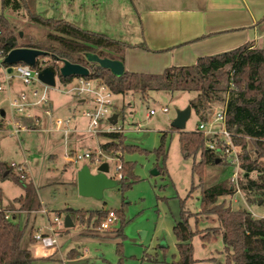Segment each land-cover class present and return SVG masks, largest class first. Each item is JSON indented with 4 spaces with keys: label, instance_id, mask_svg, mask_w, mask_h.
<instances>
[{
    "label": "rangeland",
    "instance_id": "374dc122",
    "mask_svg": "<svg viewBox=\"0 0 264 264\" xmlns=\"http://www.w3.org/2000/svg\"><path fill=\"white\" fill-rule=\"evenodd\" d=\"M17 1L21 8L13 11L9 7L2 8L0 0V12L12 22L15 35L40 43L45 41L46 28L30 21L27 9L41 17L67 16L69 21L85 19L88 23L99 10L95 0ZM47 63L56 67L52 61ZM2 67L0 64V206L9 213L13 212L16 221L24 226L20 246L30 249L34 257L38 255L34 264H117L119 256L121 264H167L178 258L172 226L181 209L191 214L192 217L188 218L191 229L199 230L190 240L193 264H227L220 233H212L205 241L200 237L206 229L218 226L219 222L212 213L196 215L200 210V185L198 175L192 172L191 167L199 160V154L184 155L179 147L177 130L170 125L176 111L185 108L195 92L149 90L142 97L131 91L112 93L109 112L117 115L116 122L111 123L106 116L99 121L97 131L91 133L87 132V119L82 115L88 105L87 94H84L85 101L79 102V98L71 93L53 90L47 102L31 104L34 100L31 89L40 91L38 83L25 84L13 73L6 81L7 72ZM22 94L25 104L17 110L11 103ZM161 107H166L167 111L157 110ZM150 108L156 112L148 116ZM46 109L50 116L45 113ZM66 118H69L66 131L55 129V120ZM199 122L192 110L183 130H194ZM213 127L220 129L221 122L214 121ZM110 128H119L122 144L135 148L101 150L100 143L108 140L104 132L111 131ZM207 128L205 125L204 130ZM161 143L166 151L164 161L157 151ZM239 147L242 153L243 148ZM245 148L250 152L255 145L247 142ZM69 150L78 154L100 150L102 161L108 163L107 174L110 176L116 174L115 159L105 158V155L118 158L122 154V161L129 165L127 174L137 180L125 189L115 186L103 190L100 200L82 196L77 192L74 169L88 164L95 171L98 163L88 158L73 161V157L65 156ZM11 163L20 164L25 180L31 182L36 204L39 202L36 207L19 208L20 204L14 201L15 197L23 194L22 187L11 176L1 178L7 170L17 172ZM156 171L157 174H152ZM234 171V166L226 158L219 157V163L203 167L202 186L221 181L230 183ZM237 174L238 183L243 182V170L238 169ZM249 176L254 178L256 172H250ZM217 202L232 209H247L255 217H264V199L261 203H247L241 189L218 197ZM67 208L83 211L82 218L80 213L74 214V224L65 228L63 218ZM94 208L115 211L116 219L108 231L92 227L89 212L84 209ZM55 215L62 227L51 224ZM194 216H197V222ZM50 225L58 227L56 250H44L38 241L31 239L37 230L48 232ZM38 249L40 252L37 254ZM73 250L77 254L71 257Z\"/></svg>",
    "mask_w": 264,
    "mask_h": 264
},
{
    "label": "trees",
    "instance_id": "16d2710c",
    "mask_svg": "<svg viewBox=\"0 0 264 264\" xmlns=\"http://www.w3.org/2000/svg\"><path fill=\"white\" fill-rule=\"evenodd\" d=\"M1 5L2 8L9 7L13 11L21 8L17 0H1ZM26 13L30 21L46 28L45 41L40 43L21 39L22 36L13 32L12 22L0 12V50L3 54L13 47L44 50L45 55L36 59L35 66L41 61L43 68L49 66L47 61L56 63L59 59L82 64L89 69L86 78L99 79L107 84L113 93L131 91L139 93L142 97L149 90L193 91L195 94L188 104L200 121L211 120L216 113L215 108L225 104L224 127L230 132L233 142L243 148L240 154V169L244 172V180L240 182L239 188L247 203L263 201L264 160H261V157L264 156V48L251 47L249 42H245L229 50L199 56L190 65H171L158 73L124 69L120 76H115L109 69L87 61L85 53L92 52L100 57L122 61L124 50L131 44L101 32L82 28L63 18L41 17L28 9ZM45 57L47 60H43ZM68 79L69 76L59 75L60 82ZM177 133L179 147L184 155L199 154V160L191 167L192 172L198 175L200 185V210L196 215L212 213L219 222L218 226L210 227L201 233V239L205 241L212 233H220L227 264H264V217H255L247 209H232L228 205L218 203V197L234 193L230 183L221 181L202 186L203 167L219 163L218 153L205 146V142L212 139V136L198 130H177ZM104 134L108 140L100 143L101 150L123 151L135 148L122 144L121 131H108ZM247 142L255 145V149L246 151ZM157 151L164 161L166 151L162 143ZM118 159L121 161V178L117 187L125 189L137 178L129 177V165L122 161L121 156ZM7 171L1 178L11 176L23 189V194L14 198V201L20 204L19 208L32 209L39 205V202L36 204L35 190L31 182L25 180V175L21 177L18 172ZM252 171L256 172L254 178L249 176ZM193 187L192 185L191 189ZM66 211L71 216L81 214L82 218V209ZM88 212L95 228L107 213L103 209H91ZM190 216L191 214L181 209L178 219L173 223L172 231L176 239L178 258L167 264L194 262L190 240L199 230L191 229L188 222ZM193 218L197 222V216ZM23 230L24 226H20L16 221L13 212L6 216L4 211L0 210V264H34L37 257L31 254L30 249L20 246ZM31 239L34 240L33 237ZM117 264H121L120 256Z\"/></svg>",
    "mask_w": 264,
    "mask_h": 264
},
{
    "label": "crops",
    "instance_id": "0c3cea01",
    "mask_svg": "<svg viewBox=\"0 0 264 264\" xmlns=\"http://www.w3.org/2000/svg\"><path fill=\"white\" fill-rule=\"evenodd\" d=\"M95 1L99 10L94 19L89 23L85 19L70 22L131 44L122 55L127 71L158 73L167 66L190 65L199 56L229 50L245 42L264 48V0ZM67 18L63 19L69 21ZM78 101L84 102L82 98ZM78 169H74V179ZM70 217L73 223L76 218ZM74 251L71 257L77 254Z\"/></svg>",
    "mask_w": 264,
    "mask_h": 264
},
{
    "label": "built area",
    "instance_id": "2783aa9c",
    "mask_svg": "<svg viewBox=\"0 0 264 264\" xmlns=\"http://www.w3.org/2000/svg\"><path fill=\"white\" fill-rule=\"evenodd\" d=\"M6 54V53H5ZM2 51L0 50V64L2 61V58L4 55ZM2 68H4L5 72L6 65L3 63ZM56 68V67H55ZM42 69V63L41 61L37 66H30L25 63H15L11 65V71L7 72L6 74V81L9 80L10 76L9 74L13 73L18 78L22 80L25 84H34L38 83V85L41 87L40 91H38L36 88L31 89V94L34 97V100L30 102L31 104H38L41 102H47L50 93L53 90L64 92V93H71L77 98H82L83 101H85V95H88V105L83 110L82 115L87 118V132L95 133L97 130V126L100 120L105 118L107 116L109 120V116H111L109 112V108L111 106V95L112 91L110 90L109 86L105 84L104 82L100 81L96 78H86L84 76H73L70 77L67 81L60 82L62 84V87H60L56 80V76H54L55 84L54 85H48L43 82H41L38 79V73ZM25 99V96L22 94L18 97V99H14L12 101V105L16 106L17 110H21L22 106L25 104L23 101ZM157 110L161 112H166V107L158 108ZM156 112V109L150 108L147 112V115L150 116ZM45 113L50 116V112L48 109L45 110ZM224 114H225V104L220 107L213 118L209 121H200L196 126L194 130H202L203 134L207 136H212V139L207 140L205 142V146L210 149L213 152L218 153V157L226 158L227 162L234 166L235 171L233 172V175L230 179L231 186L234 188V190L239 191L240 182L238 183L237 180V171L240 169V154L241 150L239 145L235 144L231 138V134L226 128L224 127ZM214 121H220L221 122V128L216 129L213 127ZM69 122V118H66L64 120L57 119L55 120V129L60 130L63 128L64 131H66V125ZM205 125H208V128L204 130ZM17 127L20 128V125L17 124ZM111 129V128H110ZM17 130H15L16 132ZM111 131H120L119 128L111 129ZM65 156L67 158L73 157V161L81 158H88L90 160H93L97 163L102 161L103 154L100 150L97 151H86L82 154H78L75 152L67 151L65 153ZM112 157V158H111ZM107 156L105 155V158L114 160L115 159V170L116 174L113 176L115 179L119 180L121 178L120 168H121V161L116 157L113 156ZM219 160V158H218ZM14 169L17 170L18 173H20V176H23V168L20 166V164H10ZM236 187V188H235ZM234 191V192H235ZM0 210H3L6 216H9V210H6L2 206H0ZM42 212L46 213V209L42 208ZM116 219L114 210H108L106 215L103 217V219L100 221L97 229L101 231H105L108 228H110V225L114 222ZM51 224H57V226L62 227L61 222L59 221V218L57 215H55L52 218ZM57 227V228H58ZM57 228H54L52 225L48 227V232H42L40 230H37L32 235L33 239L38 241L40 243V246L44 248V250H56L58 248L57 245V238H56V230Z\"/></svg>",
    "mask_w": 264,
    "mask_h": 264
},
{
    "label": "water",
    "instance_id": "95a60500",
    "mask_svg": "<svg viewBox=\"0 0 264 264\" xmlns=\"http://www.w3.org/2000/svg\"><path fill=\"white\" fill-rule=\"evenodd\" d=\"M46 51L32 48V47H13L2 58L3 63L6 65L7 72L11 71V65L15 63H25L30 66L36 64V59L45 55ZM87 61L94 62L102 68H107L115 76H120L124 71L123 62L119 59H112L109 57H100L95 53H85ZM56 67L50 66L43 67L38 73V79L48 85H54V76L73 77L84 76L89 73V69L79 63L70 62L67 59H59L56 61ZM190 105L188 104L183 109L176 111L175 117L172 119L170 125L176 130H183L185 121L190 115ZM116 114L109 116L111 123L116 122ZM108 163L101 161L98 163L95 171H92L88 164L82 165L76 172V187L77 192L82 196L93 197L97 200L102 198L103 190L117 186L118 180L113 176L107 174ZM73 223L68 213L63 218V226L70 227Z\"/></svg>",
    "mask_w": 264,
    "mask_h": 264
}]
</instances>
